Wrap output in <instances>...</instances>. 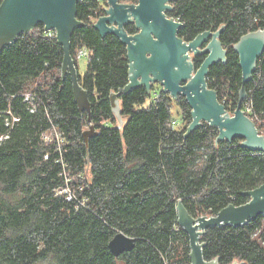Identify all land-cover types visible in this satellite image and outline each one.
I'll return each mask as SVG.
<instances>
[{
  "label": "trees",
  "instance_id": "1",
  "mask_svg": "<svg viewBox=\"0 0 264 264\" xmlns=\"http://www.w3.org/2000/svg\"><path fill=\"white\" fill-rule=\"evenodd\" d=\"M173 6L168 15L184 23L178 32L184 40L226 25L227 62L211 66L207 81L233 113L242 87L233 45L264 28V0H176ZM104 9L101 0H80L77 18L85 25L71 38L77 67V52L89 51L80 81L99 131L89 149L87 111L78 109L70 76L62 77L64 49L55 35L39 24L0 53V264H190L178 201L193 216H211L247 202L243 191L264 183V152L242 147L241 138L216 142L219 129L207 122L185 137L191 107L162 86L121 94L126 122L118 127L109 95L128 83L129 60L120 38L103 37L93 25ZM126 28L137 31L133 23ZM204 58L195 57L197 67ZM246 89L244 109L264 134V53ZM174 103L182 113L178 128H172ZM68 185L72 199L61 191ZM119 231L136 244L115 256L109 242ZM202 239L207 260L264 264V215L241 227H210Z\"/></svg>",
  "mask_w": 264,
  "mask_h": 264
},
{
  "label": "water",
  "instance_id": "2",
  "mask_svg": "<svg viewBox=\"0 0 264 264\" xmlns=\"http://www.w3.org/2000/svg\"><path fill=\"white\" fill-rule=\"evenodd\" d=\"M80 0H3L0 4V53L18 37L43 24L47 31H54L63 46L64 58L62 77L70 76L73 94L81 113L87 111L89 127L83 131L86 147L90 139L99 134L92 122V102L88 90L80 81L76 59L71 52V38L76 28L85 23L77 18V4ZM104 13L94 27L101 36L116 35L127 47L129 60V81L109 95L118 127L123 128L126 116L122 112L121 94L144 86L148 93L155 83L162 86L177 99L185 96L191 107L192 121L187 126L185 137L191 135L203 122L219 129L216 142L241 138L240 145L252 151L264 152V134L260 133L254 120L246 113L244 101L247 97L246 84L257 69L259 58L264 53V28L250 31L241 36L233 45L239 56L242 69V87L233 113L220 101L217 90L208 85L210 67L227 62L226 49L221 34L226 25L216 30H206L187 41L178 35L184 23L168 15L176 0H138L124 3L106 0ZM133 23L135 33L128 32L126 25ZM205 55L199 67L195 57ZM249 200L243 204L230 203L215 215L193 216L182 200L177 203L178 223L188 235L190 242V264H220L217 256L207 260L204 256L206 242L203 236L210 227L232 225L241 227L249 220L264 215V183L256 188L243 191ZM136 238L119 231L109 242L115 256H120L135 247ZM231 264H243L238 260Z\"/></svg>",
  "mask_w": 264,
  "mask_h": 264
},
{
  "label": "rangeland",
  "instance_id": "3",
  "mask_svg": "<svg viewBox=\"0 0 264 264\" xmlns=\"http://www.w3.org/2000/svg\"><path fill=\"white\" fill-rule=\"evenodd\" d=\"M101 3L103 4L104 8L107 6V2L105 4L104 0H101ZM52 33L55 34L54 31H52ZM87 64H88V57L83 56L78 62V69H79L80 75L83 76L85 74V72L87 70ZM153 87L155 88L153 91L155 93L156 90L158 91L161 88V85L159 83H155ZM149 102H150V99H148L147 104ZM173 114H174L175 119L180 120L182 113H181L180 108L178 107V105L176 103H174ZM68 189L72 192V194L74 193L73 188L70 185H68ZM119 264H122L121 261L119 262Z\"/></svg>",
  "mask_w": 264,
  "mask_h": 264
},
{
  "label": "built area",
  "instance_id": "4",
  "mask_svg": "<svg viewBox=\"0 0 264 264\" xmlns=\"http://www.w3.org/2000/svg\"><path fill=\"white\" fill-rule=\"evenodd\" d=\"M48 33H49L50 35H53L52 31H48ZM54 35H55V34H54ZM88 54H89V51H88L87 48H85V47L81 48V49L77 52V60H80L83 56H88ZM28 98H29V95L27 96V99H28ZM247 110H250V108H247ZM15 119H17V118L15 117ZM180 124H181V120H177V119H176V120L173 121L172 128H178ZM45 138H49V134H45ZM61 191H64V192L69 193V197H68V199H72L73 194H72V192L68 189V187L65 188V189H62Z\"/></svg>",
  "mask_w": 264,
  "mask_h": 264
},
{
  "label": "flooded vegetation",
  "instance_id": "5",
  "mask_svg": "<svg viewBox=\"0 0 264 264\" xmlns=\"http://www.w3.org/2000/svg\"><path fill=\"white\" fill-rule=\"evenodd\" d=\"M135 3V2H134Z\"/></svg>",
  "mask_w": 264,
  "mask_h": 264
}]
</instances>
